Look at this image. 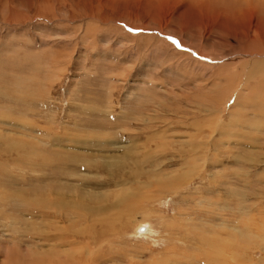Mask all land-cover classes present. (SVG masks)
<instances>
[{"label": "rangeland", "instance_id": "rangeland-1", "mask_svg": "<svg viewBox=\"0 0 264 264\" xmlns=\"http://www.w3.org/2000/svg\"><path fill=\"white\" fill-rule=\"evenodd\" d=\"M255 4L0 0V264H264Z\"/></svg>", "mask_w": 264, "mask_h": 264}, {"label": "bare ground", "instance_id": "bare-ground-1", "mask_svg": "<svg viewBox=\"0 0 264 264\" xmlns=\"http://www.w3.org/2000/svg\"><path fill=\"white\" fill-rule=\"evenodd\" d=\"M198 2H202V5L206 8V9H213V10H217L220 12L225 13L226 16L231 15L234 18L240 20L243 17L247 18L248 16H252L254 19H256L255 15L251 14L250 11H253V9H251L253 6H255L256 4V0H196ZM255 2V3H254ZM260 2V1H258ZM260 4V3H259ZM259 6V5H258ZM262 6V5H261ZM262 9V8H261ZM255 10V9H254ZM259 10V8H258ZM263 14V11H260ZM257 20V19H256ZM262 23V24H261ZM258 26L261 28L263 34H264V18L260 20V22L258 23ZM256 34L258 33L257 31L255 32ZM259 34V33H258ZM257 37V36H256ZM260 40H257L256 38H253V41H259V43L263 42L262 37H258ZM262 47V45L260 46ZM251 50H254V47H251ZM260 49H258L257 52H259ZM261 53H258V55L263 54L264 55V48L263 50L260 51ZM256 54V53H255ZM30 160V159H28ZM157 161V160H156ZM130 163V162H129ZM52 168V167H51ZM117 176V175H116ZM97 199V197H95ZM106 199V198H105ZM86 200V199H85ZM73 203V202H72ZM115 203V202H114ZM104 205V204H102ZM82 206V205H80ZM114 207V206H113ZM101 208V207H100ZM51 222V221H50ZM93 230V229H92ZM91 232V231H90ZM142 235V234H141ZM102 237V236H101ZM53 240V239H52ZM100 240V239H99ZM50 241V240H49ZM55 241V240H53ZM61 241V240H60ZM87 241V240H86ZM59 242V241H58ZM62 242V241H61ZM60 242V243H61ZM75 244V243H74ZM102 244V243H101ZM87 245V244H86ZM63 246V245H62ZM212 246V245H211ZM41 246H39L40 248ZM68 247V246H67ZM95 247V246H94ZM98 247V246H97ZM96 247V248H97ZM93 248V246H92ZM103 248V247H102ZM90 249V248H89ZM38 250V249H37ZM70 250V249H69ZM48 251V250H47ZM98 251V250H97ZM39 251L36 252V261H38V264H59V260L58 257L60 254L64 255V259L63 257L60 256V258H62V264H68L70 263V260H72V255H70V252L64 251V252H58L57 250L52 251V249L50 248L49 252H44L42 254H40ZM92 254V253H91ZM39 255V256H38ZM58 256V257H57ZM57 257V258H56ZM94 257L91 255V258ZM75 258V257H74ZM101 258V257H100ZM210 258V257H209ZM76 259V258H75ZM103 260V259H102ZM58 261V262H57ZM60 261V263H61ZM91 261V260H89ZM84 262H82L81 260H76V262H74V264H83ZM92 264V262H91Z\"/></svg>", "mask_w": 264, "mask_h": 264}]
</instances>
